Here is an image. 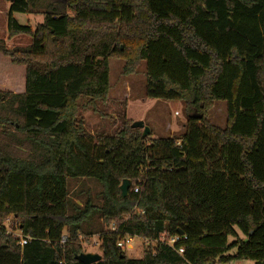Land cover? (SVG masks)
<instances>
[{"label": "trees", "instance_id": "16d2710c", "mask_svg": "<svg viewBox=\"0 0 264 264\" xmlns=\"http://www.w3.org/2000/svg\"><path fill=\"white\" fill-rule=\"evenodd\" d=\"M37 1L6 10L9 35L30 43L0 40L25 67L22 92L0 91V264H83L94 236L93 264H264V0H65L20 24ZM111 58L124 74L144 61V96L195 112L178 138L142 137L127 119L86 129L85 111L104 115ZM216 101L223 127L207 119ZM86 181L99 199L78 203ZM133 237L139 258L117 247Z\"/></svg>", "mask_w": 264, "mask_h": 264}, {"label": "rangeland", "instance_id": "374dc122", "mask_svg": "<svg viewBox=\"0 0 264 264\" xmlns=\"http://www.w3.org/2000/svg\"><path fill=\"white\" fill-rule=\"evenodd\" d=\"M65 0H38L31 11L27 13H14L13 16L20 24H28L34 28L43 20V11L49 8L63 10ZM9 1L0 0V40L6 47H25L30 43V37L26 35L10 36L6 27V10ZM49 7V8H48ZM110 70V89L104 105L99 104L98 109L104 113L93 112L91 109L85 111L86 129L89 132L106 131L111 133L120 125L123 119L131 120L133 123L142 121L150 129L151 139L155 138H178L185 129L187 117L195 113L193 110L187 112L185 103L181 100H163L147 98L145 92L144 61L137 70L131 74L122 72L123 60L111 58L108 60ZM25 87V67L14 63L9 56L0 52V91L22 92ZM207 119L214 125L223 127L226 121L224 102H214L207 114ZM140 132L142 129L139 128ZM149 138V139H150ZM135 184L132 191L139 190ZM81 184V181H80ZM79 184V185H80ZM100 187L92 181H86L83 186V199L87 196L95 202L98 201L97 193ZM19 233L17 230L8 229ZM142 237H133L128 241V248L124 254L128 258H139L144 248ZM84 252L101 253L98 251V239L96 236L82 241ZM234 250L228 253L232 254ZM219 264H253L252 260H234Z\"/></svg>", "mask_w": 264, "mask_h": 264}, {"label": "water", "instance_id": "95a60500", "mask_svg": "<svg viewBox=\"0 0 264 264\" xmlns=\"http://www.w3.org/2000/svg\"><path fill=\"white\" fill-rule=\"evenodd\" d=\"M9 2H12L13 0H7ZM133 127L135 128H141L142 132L141 135L142 137L148 136L150 133V129L144 125L142 121H138L132 124ZM131 186V181L128 179H123L121 184L119 185V189L121 191L122 196H126L128 194V190ZM101 255L98 253H91V252H86V253H80L79 255L76 256V260L80 261L83 264H93L98 261H100Z\"/></svg>", "mask_w": 264, "mask_h": 264}, {"label": "built area", "instance_id": "2783aa9c", "mask_svg": "<svg viewBox=\"0 0 264 264\" xmlns=\"http://www.w3.org/2000/svg\"><path fill=\"white\" fill-rule=\"evenodd\" d=\"M137 191L138 190L136 188V190H134V192H137ZM111 229L112 230L114 229L113 224H112ZM7 233H11L13 236H15L17 238V240H18L19 246H21V247L24 246L27 243V241H28V237L22 235L21 233L11 232L10 230H7ZM131 239L132 238H127L126 240L118 241L117 242V247H119L124 252L125 248H128L130 246V245H128V241H131ZM177 240H178V237H173V238H170L167 243L172 246ZM60 241H61V243H64L66 241L65 234L62 235ZM176 252L177 253H182L183 249L182 248H178V249H176Z\"/></svg>", "mask_w": 264, "mask_h": 264}]
</instances>
